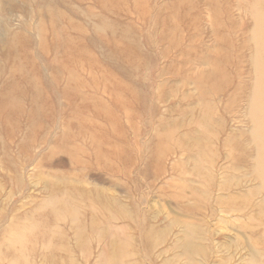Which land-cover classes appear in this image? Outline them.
<instances>
[{"label": "rangeland", "instance_id": "1", "mask_svg": "<svg viewBox=\"0 0 264 264\" xmlns=\"http://www.w3.org/2000/svg\"><path fill=\"white\" fill-rule=\"evenodd\" d=\"M68 1L0 0V93H12L23 112H15L14 106L10 105L3 114L5 123L0 114V264H26V259L27 264H51L45 256L48 259L55 256L56 264L59 258L63 260L62 264H108L104 253L105 240L87 229L91 214L104 217L99 209L103 202L108 204L111 230L115 234L120 233L118 237L133 248V255L129 254L133 263L186 264L181 246L189 243L204 254L203 264L263 263L264 209L260 207H264V167H261V163L264 165V153L261 152L264 147L259 149L257 145L264 143L261 139L264 131L261 134L260 129L256 131L253 128L249 106L254 92L247 91L246 85L251 84L249 89H252L248 64L253 45L250 0H225L226 3L220 0V10H216L213 4L218 0H149L152 10L147 26L139 23L141 16L138 12L126 11L128 25L125 34L127 40L133 42L129 50L133 63L129 77L120 66L116 67L114 74L121 84L136 89L137 112L140 114L135 115L131 124L127 119L129 112L117 108L118 103L108 98V85L97 75L90 76L85 61L63 66L65 51L56 49L57 41L65 37L66 31L77 37V33L69 29L70 25H90L91 13H82V10L95 11L89 0H83L79 5L76 0ZM125 1L131 3V0ZM71 6L75 13L70 12ZM224 6L228 7L234 28L229 27L225 20ZM54 14L58 15L60 23L51 28ZM162 16L166 17L165 24L161 22ZM107 21L116 29L109 28L106 33L124 28L116 17ZM216 21L224 26L220 31L215 27ZM44 25L48 28L46 32L41 29ZM41 41L47 44L44 52L40 51ZM222 42L229 44V49ZM95 46L91 45L90 51L94 52ZM222 53L229 55L231 65L222 59L214 62ZM100 56L109 64V58H113L102 50ZM26 59L32 65H25ZM214 64L217 69L226 71L230 85L220 92V96L210 94L215 100L213 104H206L200 100L205 90L197 89L195 79L201 72H211ZM34 65L41 70L42 81L37 93L44 105L36 99V112L29 119L27 116L32 106L28 87L13 76L21 72L32 79ZM77 66L86 69L80 72L77 68L78 76H73L75 85L64 94L65 81L56 84L54 72L64 78L62 70L68 68L71 71ZM238 88L240 90H235ZM232 93L233 96H229ZM260 99L261 103L263 98ZM109 113L114 117H109ZM188 117L194 122L191 123ZM173 122L178 124V132L177 128H171ZM260 122V128L264 130V122ZM115 124L118 126L117 136L113 137L109 131ZM212 126L217 127L214 129ZM172 130L180 133V143L177 138L166 136ZM95 132L104 135L103 143ZM158 135H162L160 137L164 141L159 148L156 143ZM181 143L185 146L182 147ZM214 146L218 147L217 150ZM226 147H230L229 152ZM106 152L113 153L116 158L106 157ZM121 152L127 153L124 157L126 173L121 159L117 158ZM240 166L242 169H237ZM189 187L195 190L196 200L190 198ZM82 195L95 196L96 202L83 205ZM217 198L221 207L217 205ZM224 201L225 206L222 204ZM65 202L67 205H63ZM70 205L79 221L73 220ZM50 214L63 218V222H54ZM31 224L35 226L32 230ZM25 230L30 235L24 233ZM144 239L153 244L149 251L152 261L143 252ZM79 242L82 246L78 249Z\"/></svg>", "mask_w": 264, "mask_h": 264}, {"label": "bare ground", "instance_id": "2", "mask_svg": "<svg viewBox=\"0 0 264 264\" xmlns=\"http://www.w3.org/2000/svg\"><path fill=\"white\" fill-rule=\"evenodd\" d=\"M77 1V5H79V3H81L83 0H76ZM91 3H92V6L94 7V10L95 11H91V10H87V11H84V9L82 10V13H87V14H89V13H91V24L90 25H85V24H83V23H78L77 25L75 24H73V25H70V27H69V29L73 32V33H77L76 35H78L77 37H74L73 36V34L72 33H70V32H68V31H66L65 32V37L63 38V39H61V40H58L57 41V50H63L64 49V51H65V57H64V60H65V62L63 63V66L64 67H67L68 66V64H72L73 62H75V61H77V62H79V61H81V62H86L85 64H86V66H87V69L86 68H83V69H86V70H88V72H89V74H90V76L91 77H95V75H97L99 78H101L107 85H108V89L106 90V94H107V96H108V98L110 99V100H112V101H114V102H117L118 103V105L116 106L117 108H122V109H124V110H126V111H128L129 113H128V116H127V119H128V122L131 124V122H132V120H133V118L135 117V115H139L140 114V112H137V108H138V102H137V98H136V89L135 88H130V87H128L127 85L125 86V85H123V84H121L118 80H117V76L114 74V72L115 71H117V68L116 67H121L122 68V70H123V73L125 74V75H127L128 77H129V75H130V71H131V67H132V63H133V55H132V53L129 51L131 48H132V46H133V42H132V40L131 41H128L127 40V38H126V28H127V25H128V20H127V16H126V11H135V12H138L139 14H140V19H139V23L142 25V26H147L148 24H149V18H148V15L150 14V12H151V10H152V4L151 3H149V0H131V3L130 4H127L126 3V1L125 0H89ZM225 1V0H224ZM246 1V0H245ZM68 2H72V0H69ZM239 2H241V0H239ZM242 2H243V0H242ZM221 3H223V2H221ZM225 3H226V1H225ZM246 3H248V2H246ZM214 8L216 9V10H220V0H218V2L217 1H215L214 3ZM250 5H251V7L252 8H250L251 10H252V13H251V15H250V17H251V22L252 23H250V24H252V30H253V40H252V48H251V57H249L250 59L248 60L249 61V63L248 64H250V68H249V71H250V76H251V80H252V82H253V85H252V89H249V85H251V84H246L247 86H248V90L246 89L247 88V86L246 87H244L247 91H249V90H251V92L253 91L254 92V94L252 95V97H253V100H252V103H251V106H247L248 108H249V112H250V114H251V119H252V125L254 126L253 128H254V130H258V129H260V131H261V134H262V131H264V130H262L261 128V122H260V120H262L263 122H264V0H250V3H249ZM249 4H248V8H249ZM224 5V4H223ZM222 5V6H223ZM224 7H226V6H224ZM223 7V8H224ZM245 8L247 7V6H244ZM77 8V7H76ZM81 8V7H80ZM70 12H74L75 13V11H74V9L72 8V6L70 7ZM247 10H249V9H247ZM223 13L225 14V20H227V24H229V27L230 26H232V28H234V22L229 18V14H230V12H229V10H228V7H226L224 10H223ZM56 14H54V16H55ZM85 15V14H84ZM223 16V15H222ZM221 16V17H222ZM111 17H116V19L118 20V21H120V22H122L123 23V25H124V28L123 29H117V30H114V31H109L108 33H106V30L107 29H109V28H114V29H116L115 28V26L112 24V23H109L108 21H107V19L108 18H111ZM248 17V16H247ZM159 19V18H158ZM247 19V18H246ZM60 21V18L58 17V15H56L55 16V19H54V21H53V24H52V26H51V28L53 27V26H55L56 24H58V23H60L59 22ZM220 21H222V20H220ZM106 22V23H105ZM161 22L163 23V24H165L166 23V17L165 16H162L161 17ZM249 23V22H248ZM221 25H222V22H221ZM221 25H220V22L219 21H216V23H215V27H216V29L218 30V31H220V29L221 28H223V27H221ZM226 25V24H225ZM49 27V26H48ZM221 27V28H220ZM225 27H227V26H225ZM248 28H250V26H248ZM41 29H43L44 30V32H46L47 31V29L48 28H46V26L44 25ZM250 29V30H251ZM227 30V29H226ZM231 30V29H230ZM249 30V32H252V30L250 31ZM61 33H63V32H61ZM126 33V34H125ZM243 33V32H242ZM245 33V32H244ZM220 34H223V33H220ZM247 34V33H246ZM229 37V36H228ZM228 37L226 38V39H228ZM249 37V36H248ZM251 37V36H250ZM222 38V37H221ZM239 38H241V39H243L242 37H239ZM223 39H224V37H223ZM250 39V38H249ZM251 40V39H250ZM225 41V40H224ZM227 41V40H226ZM235 41V40H234ZM218 42L221 44V42H220V37H219V39H218ZM238 42V41H237ZM230 43V48L232 47L231 46V42H229ZM93 44H96V46L93 48V51L94 52H92V51H90V47H91V45H93ZM222 44H224V46L226 47V48H228L229 49V44H225V42H222ZM236 44H238V43H236ZM241 44H242V42H241ZM239 45H240V42H239ZM243 45V44H242ZM245 45V44H244ZM250 45V44H249ZM46 46H47V44H46V42L45 41H41V43H40V51H42V52H44L45 50H46ZM234 47V46H233ZM240 47V46H239ZM242 47H240V49H241ZM239 49V50H240ZM104 51V52H106V53H108L110 56H112L113 58H109V60H110V64L108 63V62H104L103 61V59H102V57L100 56V51ZM242 50V49H241ZM232 51V50H231ZM234 51V50H233ZM134 52L137 54L138 53V50H137V48H135L134 49ZM250 52V51H249ZM241 53V52H240ZM239 54V53H238ZM243 55V54H242ZM243 58V57H242ZM242 58L240 57V59L242 60ZM245 58V57H244ZM226 60V61H228L229 62V55L228 54H224V53H222V54H220L218 57H217V59L216 60H214V62H217V61H220V60ZM232 59V58H231ZM246 59V58H245ZM244 59V60H245ZM238 61H240V60H238ZM246 61H247V59H246ZM231 63V60H230V62H229V64ZM240 63H241V61H240ZM32 65V63L28 60V59H26V61H25V65ZM107 65H109V66H107ZM231 65V64H230ZM213 66V68H212V70H211V72L209 71V72H207V73H205V72H201V73H199L198 74V76L196 77V79H195V83H196V86H197V89H204L205 90V92H203V94H202V96L200 97V100H201V102L202 101H204L206 104H213V102H214V96H212V95H210V94H213V95H219L220 96V92L222 91L223 92V89L224 88H226V87H228V85H230L229 84V81H228V78H227V75H226V71H224L223 69L222 70H219V69H217V65H212ZM238 66V65H237ZM77 68H79V71L81 72L83 69H82V67L81 66H77V67H75L73 70H71V71H68V68H66V69H64V70H62L61 71V73H63L64 74V78L63 77H59L60 76V74L59 75H57L55 72H54V74L55 75H53V78H54V82L56 83V84H58L61 80H64L65 81V88L63 89V93L65 94L66 93V91L67 90H69V89H71V88H73L74 87V80H73V76L75 75V76H78V69ZM33 71H32V75H33V78L32 79H28V78H26V76L24 75V73H15L14 74V78H16L15 80H20V81H22V82H24V84L28 87V94H30V99H29V101H30V104H31V106H32V110H31V112L28 114V118L30 119V118H32L33 116H34V114H35V112H36V109H35V105H36V99H40L41 100V103L44 105V103H43V101H42V99H41V97L39 98V96H38V87L40 86V83H41V81H42V79H41V70H40V68L38 67V66H33V69H32ZM239 70V69H238ZM237 71V70H236ZM227 72H228V70H227ZM239 72V71H238ZM237 73V72H236ZM243 73V72H242ZM242 73H241V75H242ZM238 76V75H237ZM240 76V75H239ZM232 79H233V77H231ZM250 77H248V79H249ZM241 79V78H240ZM243 79V78H242ZM14 80V81H15ZM250 80V81H251ZM231 81V80H230ZM240 81V80H239ZM239 81H237V82H239ZM249 81V80H248ZM233 82H234V80H233ZM241 82V81H240ZM230 83H232V82H230ZM244 83V82H243ZM246 83V82H245ZM241 85H242V83H241ZM235 86H236V84H235ZM235 86L233 87V89L235 88ZM238 86H240V85H238ZM242 86H244V84L242 85ZM230 87V86H229ZM251 87V86H250ZM237 88V87H236ZM240 88H242V87H240ZM240 88H238V89H235V90H240ZM227 89V88H226ZM224 91H225V89H224ZM243 91V90H242ZM231 92V91H230ZM239 92V91H238ZM249 93V92H248ZM233 94L234 93H232V94H230L229 96H233ZM237 94H239V93H237ZM228 95V94H227ZM226 95V96H227ZM249 95V94H248ZM251 95H250V97H251ZM228 96V97H229ZM242 96V95H241ZM245 97V96H244ZM249 97V98H250ZM260 97L261 98H263V101L260 103V101L262 100V99H260ZM232 98V97H231ZM247 99V98H246ZM248 102V101H247ZM188 103H189V101H188ZM201 104V103H200ZM10 105H13L14 106V109H15V112H17V113H19V112H21V110H22V108H21V105H20V103L18 102V100H17V98L15 97V96H13V94L11 93V94H7V93H0V114H2V121L5 123L6 122V117L5 116H3V114L5 113V111H7L8 110V107L10 106ZM194 105V104H193ZM192 105V106H193ZM188 106V105H187ZM201 106V105H200ZM200 106H198V107H200ZM36 107H38V105L36 106ZM40 107V106H39ZM179 107V106H178ZM188 107H190V106H188ZM195 107H196V105H195ZM41 108H43V107H41ZM181 108V107H180ZM203 108V107H202ZM201 108V109H202ZM179 109V108H178ZM178 109H176V110H178ZM187 109V108H186ZM185 109V110H186ZM190 109V108H189ZM191 109L193 110L194 109V107L192 108L191 107ZM204 109V108H203ZM213 109V108H212ZM247 109V108H246ZM198 110V109H197ZM179 111H181L180 109H179ZM187 111V110H186ZM209 111V110H208ZM177 112V111H176ZM189 112V111H188ZM190 112H191V110H190ZM200 112V111H199ZM198 112V113H199ZM205 112V111H204ZM247 112V111H246ZM21 113H23V112H21ZM20 113V114H21ZM179 113V112H178ZM177 113V114H178ZM180 113H182V111L180 112ZM6 114V113H5ZM188 114V113H187ZM190 115V114H189ZM193 115H194V111H193ZM192 115V113H191V116H193ZM198 115V114H197ZM207 115H209V114H207ZM260 115H261V118L259 119V117H260ZM179 116V115H178ZM109 117H114V115L112 114V113H109ZM175 117H177V116H175ZM181 117V116H180ZM187 117V116H186ZM205 117H209V116H205ZM220 117V116H219ZM189 118V117H188ZM191 118V117H190ZM189 118V119H190ZM196 118H197V116H196ZM185 119V118H184ZM192 119V118H191ZM190 119V120H191ZM248 120H247V122H250V120H249V118H247ZM182 120V119H181ZM197 120H198V118H197ZM203 120H205V118H203ZM199 121H201V120H199ZM198 121V122H199ZM207 121V120H206ZM181 122H183V121H181ZM192 122H194V121H192L191 120V123ZM197 122V123H198ZM202 122V121H201ZM246 122V123H247ZM262 122V123H263ZM174 123V122H173ZM172 123V125H171V128L173 127H175V129L177 128V132L179 131L178 129V127H176L178 124H173ZM179 123V122H178ZM190 123V124H191ZM213 123V122H212ZM220 123V122H219ZM180 124V123H179ZM189 124V125H190ZM251 124V123H250ZM181 125H182V123H181ZM185 125H187V123L185 124ZM184 125V127H186ZM196 125V124H195ZM195 125H194V127H195ZM248 125H249V123H248ZM221 126V125H220ZM246 126H247V124H246ZM250 126V125H249ZM193 127V126H192ZM198 127H199V125H198ZM213 127V126H212ZM215 127V126H214ZM213 127V128H214ZM217 127V126H216ZM216 127L214 128V129H216ZM223 127V126H222ZM225 127V126H224ZM223 127V128H224ZM261 127V128H260ZM162 128H164V126L162 127ZM181 128V127H180ZM205 127H203V129H204ZM247 128V127H246ZM253 128L251 129V127H250V130L252 131L253 130ZM117 129H118V126L115 124V125H112L111 126V128H110V131H109V133L113 136V137H116L117 135H116V131H117ZM193 129V128H192ZM218 129H219V126H218ZM221 129V128H220ZM219 129V130H220ZM245 129V128H244ZM263 129H264V127H263ZM186 130V129H185ZM207 130V129H206ZM211 130V129H210ZM254 130L252 131V133L254 132ZM190 131H192L191 129H190ZM212 131V130H211ZM251 131L249 132V133H251ZM259 131V130H258ZM184 132V131H183ZM187 132V131H186ZM213 132V131H212ZM191 133H193V132H191ZM210 133V132H209ZM214 133V132H213ZM219 133H221V132H219ZM223 133V132H222ZM240 133V132H239ZM245 133H248V132H245ZM95 134H97L99 137H100V143H103L104 142V135H102V134H98L97 132H95ZM180 134V133H179ZM178 133H176V131L175 130H172L170 133H167V137H171V136H173L174 138V140L177 138V142L178 143H180L181 141H182V137L180 138V136L181 135H179ZM218 134V133H217ZM254 134H256V132H254ZM192 135V134H191ZM210 135V134H209ZM237 135V134H236ZM243 135V134H242ZM248 135V134H247ZM246 135V136H247ZM251 135V134H250ZM160 136H162V135H158L157 136V138H156V143H157V148H159L161 145H162V143L164 142L163 141V139L160 137ZM195 136V135H194ZM202 136V135H201ZM218 136V135H217ZM228 136H230L229 134H228ZM253 137H254V135H252ZM189 137V136H188ZM192 137V136H191ZM196 137V136H195ZM199 137V136H198ZM210 137V136H209ZM225 137V136H224ZM247 137H249V135L247 136ZM256 137V139H259L258 138V136H255ZM259 137H261V135H259ZM262 137H263V135H262ZM261 137V139H264V138H262ZM186 138H187V136H186ZM201 138V137H200ZM211 138V137H210ZM218 138V137H217ZM216 138V139H217ZM230 138V140H232L231 139V137H229ZM229 138H227V140L229 139ZM238 138V137H237ZM250 138V137H249ZM123 139H124V137H123ZM188 139V138H187ZM198 139V138H197ZM216 139H215V141H216ZM241 139H243V138H241ZM245 139V138H244ZM243 139V140H244ZM255 139V138H254ZM189 140V139H188ZM187 140V141H188ZM210 140H213V138L212 139H210ZM247 140H249V139H247ZM251 140V139H250ZM194 141V140H193ZM226 141V140H225ZM260 142H263V141H261V140H259ZM194 142H198V141H194ZM228 142V141H227ZM235 142V141H234ZM234 142H233V144H234ZM246 141H244V143H245ZM247 142H249V145H250V141H247ZM253 142H256V140L255 141H253ZM125 143H126V141H125ZM183 143V142H182ZM182 143H181V146H182ZM199 143V142H198ZM214 142H212V144H213ZM242 143V142H241ZM240 143V144H241ZM186 144V143H185ZM191 144V143H190ZM201 144H202V142H201ZM211 144V143H210ZM226 144V143H225ZM232 144V143H231ZM231 144H230V147H231ZM238 144H239V142H238ZM264 144V143H263ZM263 144H258L257 146H259L258 148L260 149V148H263L264 146H263ZM193 145V144H192ZM219 145V144H218ZM228 145V144H227ZM227 145H225V146H227ZM185 145H183L182 147H184ZM191 146V145H190ZM189 146V147H190ZM194 146V145H193ZM192 146V147H193ZM243 146H245L244 144H243ZM179 147V146H178ZM181 147V148H182ZM188 147V148H189ZM214 147H216V146H214ZM230 147H226V149L228 150V152H229V149H230ZM191 148V147H190ZM189 148V149H190ZM206 148V147H205ZM217 148L218 147H216V150H217ZM223 148V147H222ZM232 148V147H231ZM191 149H193V148H191ZM213 149V148H212ZM243 149V148H242ZM188 150V149H187ZM193 150H196V149H193ZM231 150H233V149H231ZM263 150V149H262ZM125 151H128V148H125ZM189 151V150H188ZM212 151V150H211ZM214 151V150H213ZM255 151H256V149H255ZM192 151H190V153H191ZM232 152V151H231ZM230 152V153H231ZM234 152V151H233ZM261 152H263L264 153V151H261ZM196 153V152H195ZM127 153L126 152H121L119 155H118V157L117 158H120L121 159V165H122V169H123V171H124V173H126L127 172V164L126 163H124V161L126 160L124 157H125V155H126ZM195 155V154H194ZM217 156H219L218 154H216ZM260 154H258V156H259ZM264 155V154H263ZM105 156L106 157H108V158H116V157H114V155H113V153H110V152H106L105 153ZM230 156V155H229ZM233 155H231V158H233L232 157ZM237 156V155H236ZM257 156V157H258ZM191 157V156H190ZM194 157V156H193ZM220 157V156H219ZM218 157V158H219ZM256 157V156H255ZM260 157V156H259ZM258 157V158H259ZM199 158H200V156H199ZM216 158V157H215ZM215 158H213V159H215ZM230 158V159H231ZM195 159V158H194ZM226 159H227V157H226ZM225 159V160H226ZM234 159H236V158H234ZM257 159V158H256ZM260 159V158H259ZM219 160V159H218ZM263 160H264V157H263ZM236 161V160H235ZM257 161V160H256ZM259 161V160H258ZM196 162V161H195ZM211 162H213L214 163V161H211ZM232 162H233V160H232ZM247 162V161H246ZM235 163V162H234ZM234 163L232 164V165H234ZM264 163V162H263ZM192 164H193V162H192ZM216 164V163H215ZM251 164V163H250ZM217 165V164H216ZM257 164H255V166H256ZM192 166V165H191ZM190 166V167H191ZM213 166H215V165H213ZM235 166V165H234ZM245 166V165H244ZM264 167V165H262V163H261V167ZM189 167V168H190ZM212 167V166H211ZM246 167V166H245ZM257 167H259V165L257 166ZM210 168V167H209ZM249 168V167H248ZM260 168V167H259ZM121 169V168H120ZM211 169V168H210ZM213 169V168H212ZM234 169V168H233ZM237 169H242L241 168V166H240V168L239 167H237ZM243 169H246V168H243ZM191 170H193V168L191 169ZM190 170V171H191ZM195 170V169H194ZM236 170V169H235ZM261 170V169H260ZM204 171V170H203ZM207 171H209V169H207ZM238 170H236V172H237ZM241 171V170H240ZM245 171V170H244ZM246 171H249L248 169L246 170ZM254 171H255V169H254ZM201 172V171H200ZM205 172V171H204ZM211 172H212V170H211ZM235 172V171H234ZM196 173H198V172H196ZM207 173V172H206ZM250 173V172H249ZM260 173V171L258 172V174ZM263 173H264V171H263ZM202 174H203V172H202ZM205 174V173H204ZM203 174V175H204ZM212 174H213V172H212ZM251 174H253L252 172H251ZM198 175V174H197ZM208 175V174H207ZM260 175V174H259ZM194 176V175H193ZM200 176V175H199ZM205 176H206V174H205ZM252 176V175H251ZM201 178H203V177H201ZM206 178V177H205ZM213 178V177H212ZM229 178H231V177H229ZM208 179V178H207ZM250 179H252V177L250 178ZM206 180V179H205ZM213 180V179H212ZM226 180V179H225ZM227 180H229V179H227ZM231 180V179H230ZM256 180H258L257 179V176H256ZM209 181V180H208ZM250 181V180H249ZM255 181V180H254ZM262 181L264 182V175L262 176ZM206 182V181H205ZM210 182V181H209ZM227 182V181H226ZM233 182H234V180H233ZM263 182H261V183H263ZM192 183H194V182H192ZM213 183V182H212ZM229 183V182H228ZM257 183H258V181H257ZM194 184H196V183H194ZM223 184V183H222ZM234 184V183H233ZM232 184V185H233ZM264 184V183H263ZM263 184H261V186L263 185ZM192 186H193V184H191ZM206 185V184H205ZM229 185V184H228ZM198 186V185H197ZM208 186V185H207ZM211 186V185H210ZM214 186H216V184L214 185ZM230 186V185H229ZM228 186V187H229ZM256 186V185H255ZM194 187V186H193ZM219 187H221L220 185H219ZM206 188V187H205ZM253 188V187H252ZM188 189H190V192H191V196H190V198L191 199H193V200H196L197 199V195H196V193H195V190H193V189H191V187H189ZM194 189H195V187H194ZM201 189V188H200ZM251 189V188H250ZM261 189V188H260ZM199 190V189H198ZM256 190V189H255ZM264 190V189H263ZM62 191H68V190H62ZM218 191H219V189H218ZM221 191V190H220ZM253 191V190H252ZM212 192V191H211ZM223 192H224V188H223ZM263 192V191H262ZM56 194H58V193H56ZM247 194H249V193H247ZM200 195V194H199ZM226 195H227V193H226ZM228 195H230V194H228ZM241 195V194H240ZM252 195V194H251ZM250 195V196H251ZM261 195V194H260ZM202 196V195H201ZM242 197L244 196V193H243V195H241ZM227 197H229V196H227ZM226 197V198H227ZM245 197H247L246 195H245ZM52 198V197H51ZM204 200H207L208 201V198L206 197V196H203L202 197ZM220 198V197H219ZM219 198H217V202L219 203V204H217V205H219L220 206V199ZM223 198V197H222ZM238 198V197H237ZM250 198V197H249ZM249 198H246V199H249ZM264 198V197H263ZM224 199V198H223ZM222 199V200H223ZM82 200H83V205H85V204H88V205H92L94 202H96V197L95 196H86V195H82ZM226 200V199H225ZM242 200V199H241ZM249 200H251L252 201V199H249ZM248 200V201H249ZM50 201V200H49ZM247 201V200H246ZM247 201V202H248ZM250 201V202H251ZM262 201H264V200H262ZM261 201V202H262ZM51 202V201H50ZM55 202H56V200H55ZM63 202V201H62ZM244 202V201H243ZM60 203V202H59ZM225 201L222 203L224 206H225ZM57 204V203H56ZM247 204H249V202L247 203ZM254 204V203H253ZM63 205H67L66 204V202L65 203H63ZM250 205V204H249ZM262 205V204H261ZM57 206V208H58V205H56ZM71 206V205H70ZM258 206V205H257ZM257 206H255V207H257ZM60 207H62L61 205H60ZM67 207V206H66ZM221 207V206H220ZM46 208H47V206H46ZM45 208V209H46ZM99 209L104 213V217H98V216H95L94 214H91L89 217H90V220L88 221V224H87V229L92 233V234H99V237H101L102 239L101 240H105L104 242L106 243V246L104 247V253H105V255H107V258H108V264H142L141 262H138V263H133L134 262V260L133 259H131L132 258V256H130L129 254H131V255H133V248L126 242V240H123V238L122 239H120V237H118V234H120V233H116L115 234V231H113V230H111V228L113 227L112 226V218H110L109 217V215H108V210H109V208H108V204L107 203H105V202H103V203H100V205H99ZM260 209H264V207L263 208H261L260 207ZM38 210H40L39 208H38ZM37 210V211H38ZM63 210V209H62ZM61 210V211H62ZM52 211V210H51ZM50 211V212H51ZM59 211V210H58ZM64 211V210H63ZM234 211H237V210H234ZM259 211V210H258ZM64 212H66V211H64ZM64 212H62V213H64ZM68 213V212H67ZM70 213L72 214V216H73V220H77V221H79V218L77 217V215L75 214L76 213V211H75V209L71 206V210H70ZM47 214V213H46ZM49 214V213H48ZM57 215V214H56ZM103 215V214H102ZM36 216V215H35ZM63 216V215H62ZM66 215H64V217H65ZM101 216V215H100ZM40 217V216H39ZM49 217V216H48ZM50 217H53V218H51L54 222H56L57 223V221H62L63 222V218H58L57 216H54L53 214H50ZM41 218H43V217H41ZM47 218V217H46ZM69 219H70V217H68ZM34 220H36L35 218H33ZM48 220H49V218H48ZM67 220V219H66ZM70 221V220H69ZM49 223L50 222H52V221H48ZM47 222V223H48ZM31 223H33V222H31ZM53 223V222H52ZM34 224V223H33ZM39 224V223H38ZM35 225V224H34ZM40 225V224H39ZM53 225H55V224H53ZM52 225V226H53ZM32 226V224L30 225V227ZM43 226V225H42ZM50 226V225H49ZM52 226H50V227H52ZM85 226V225H84ZM18 227H19V225H18ZM17 227V228H18ZM35 227V226H34ZM33 226L30 228L31 230H32V228H34ZM39 227V226H38ZM54 227V226H53ZM82 227V226H81ZM15 230V229H14ZM58 230V229H57ZM86 230V229H85ZM28 231H29V229H28ZM45 231V230H44ZM55 232H56V230H54ZM59 231V230H58ZM27 233V230H25L24 231V233ZM29 232H32V231H29ZM28 232V233H29ZM33 232H34V230H33ZM37 232V231H36ZM51 232H53V231H51ZM27 233V234H28ZM54 233V232H53ZM57 233V232H56ZM82 233V232H81ZM82 234H84V233H82ZM14 235V234H13ZM12 235V236H13ZM16 235V234H15ZM29 235H30V233H29ZM11 236V237H12ZM57 236V235H56ZM55 236V237H56ZM59 236V235H58ZM81 236V235H80ZM89 236V235H88ZM111 236H113L114 238L113 239H111ZM120 236V235H119ZM9 237V236H8ZM23 237H24V235H23ZM82 237V236H81ZM99 237H97V238H99ZM25 238V237H24ZM28 238V237H27ZM37 238V237H36ZM40 238V237H39ZM38 238V239H39ZM57 238V237H56ZM96 238V239H97ZM9 239V238H8ZM81 239H83V238H81ZM80 239V240H81ZM23 240V239H22ZM29 240V239H28ZM40 240V239H39ZM74 240V239H73ZM98 240V239H97ZM18 242L19 241H21V239L20 240H17ZM29 241H33V240H29ZM38 240H36V242H37ZM82 241V240H81ZM87 241V240H86ZM256 241V240H255ZM10 242V241H9ZM17 242V243H18ZM24 242V241H23ZM28 242V241H27ZM39 242V241H38ZM84 242V241H83ZM82 242V243H83ZM91 242V241H90ZM97 242H100V240H98ZM8 243V242H7ZM11 243V242H10ZM14 243V242H13ZM21 243V242H20ZM42 243V242H41ZM41 243H40V246H41ZM74 243V242H73ZM256 243V242H255ZM264 243V242H263ZM23 244V243H22ZM74 244H76V243H74ZM80 244H81V242H79L77 245H78V249H79V246H80ZM13 245H15V244H13ZM17 245V244H16ZM38 245V244H37ZM58 245V244H57ZM84 245V244H83ZM255 245V244H254ZM9 246H11V245H9ZM20 246V247H19ZM23 246V245H22ZM31 246V245H30ZM75 246V245H74ZM82 246V245H81ZM80 246V247H81ZM99 246V245H98ZM103 246V245H102ZM253 246V245H252ZM251 246V247H252ZM258 246H260V245H258ZM1 247V246H0ZM12 247V246H11ZM18 247L19 248H21V245H18ZM24 247V246H23ZM42 247V246H41ZM61 247V246H60ZM77 247V246H76ZM153 247V244L150 242V240L147 242L146 241V239H144V243H143V252H144V254H146V256H148V257H150V261H152V257H151V255L149 254V251L151 250V248ZM257 247V246H256ZM255 247V248H256ZM9 248V247H8ZM45 248V247H44ZM83 248H84V246H83ZM103 248V247H102ZM264 248V247H263ZM1 249V248H0ZM14 248H12V250H13ZM26 249H29V247L28 248H26ZM63 249V248H62ZM72 249V248H71ZM69 250V249H67L68 251H73V250ZM181 249H182V254H183V256H184V259H185V262H186V264H203L205 261H202V260H204V254H202L201 253V251L200 250H198V249H196V246L195 245H193V244H186L185 245V247H183V246H181ZM9 250H10V248H9ZM8 250V251H9ZM16 250V249H15ZM20 250V252H22L21 251V249H18L17 251H19ZM84 250V249H83ZM259 249H257V251H258ZM1 251V250H0ZM25 251V250H24ZM64 251H66V250H63V252ZM80 251H81V249H80ZM10 252H11V250H10ZM42 252H43V250H42ZM50 252H52V251H50ZM49 252V253H50ZM60 252H61V250H60ZM60 252H58L59 254H60ZM67 252V251H66ZM255 252V251H254ZM263 252V251H262ZM8 253V252H7ZM84 253V252H83ZM14 254V253H13ZM12 253H11V255H13ZM18 254V253H17ZM16 254V255H17ZM21 254V253H20ZM20 254H19V257H20ZM25 254H26V252H25ZM29 254V253H28ZM27 254V255H28ZM56 254V253H55ZM61 254H63L62 252H61ZM71 254V253H70ZM69 254V255H70ZM7 255V254H6ZM10 255V256H11ZM0 256H1V254H0ZM9 256V257H10ZM18 256V255H17ZM23 256V255H22ZM41 256L43 257V254H41ZM45 256V255H44ZM68 256V255H67ZM66 256V257H67ZM73 256V255H72ZM261 256V255H260ZM12 257V256H11ZM10 257V258H11ZM18 257V258H19ZM49 257V256H48ZM253 257L255 258V254H253ZM1 258V257H0ZM25 258H27L26 256H25ZM44 258H46L48 261H49V263H51V264H56V261H54V258H55V260H56V257L54 256V258H53V255H52V258L53 259H48L47 258V256H45ZM43 258V259H44ZM201 259L200 261H198L197 259ZM246 258V257H245ZM248 258H250V256L248 257ZM261 258V257H260ZM16 259V258H15ZM20 259H21V257H20ZM19 259V260H20ZM23 257H22V262H23ZM244 259V258H243ZM257 260L259 259V258H256ZM264 259V258H263ZM11 260H12V258H11ZM14 260V259H13ZM28 260H29V258H28ZM46 260V261H47ZM59 261L57 262V264H62V261H60V258L58 259ZM15 261V260H14ZM13 261V262H14ZM25 261V260H24ZM76 261V260H75ZM262 261V260H261ZM16 262V261H15ZM21 262V263H22ZM72 262V261H71ZM103 262V261H102ZM101 262V263H102ZM241 262V261H240ZM252 261L250 260V263H251ZM258 262V261H257ZM19 263H20V261H19ZM26 264L28 263L27 262V259H26V262H25ZM45 263V262H44ZM245 263V262H244ZM243 263V264H244ZM246 263H247V260H246ZM264 263V262H263ZM263 263H261V264H263ZM18 264V263H17ZM47 264V263H46ZM68 264H70V262L68 263ZM73 264V263H72ZM167 264H169L168 262H167ZM241 264V263H240ZM248 264V263H247ZM254 264V263H253ZM259 264V263H258Z\"/></svg>", "mask_w": 264, "mask_h": 264}]
</instances>
